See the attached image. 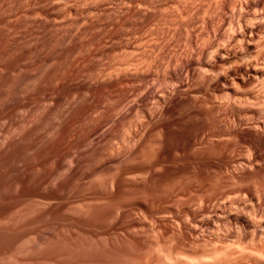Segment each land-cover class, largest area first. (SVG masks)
<instances>
[{"label":"bare ground","instance_id":"obj_1","mask_svg":"<svg viewBox=\"0 0 264 264\" xmlns=\"http://www.w3.org/2000/svg\"><path fill=\"white\" fill-rule=\"evenodd\" d=\"M28 11L27 33L1 46L0 116L36 99L52 119L42 135L0 140L13 177L0 183V264H264V0ZM40 157L61 162L38 170Z\"/></svg>","mask_w":264,"mask_h":264},{"label":"rangeland","instance_id":"obj_2","mask_svg":"<svg viewBox=\"0 0 264 264\" xmlns=\"http://www.w3.org/2000/svg\"><path fill=\"white\" fill-rule=\"evenodd\" d=\"M7 1H8V2H6V0H5V1L2 0V2L0 1V3L2 4V6L0 7V8H1V9H0V16L2 15L1 18H0V20H1V21H4V20L6 21V22H5V21H4V22H0V26H1L0 29L3 27V28L1 29L2 31H0V32H1V33H0V44H1V42H2V44L0 45V54H2L1 51L3 52V50H5V51H6V50H9V49H10L9 46L14 45V43H12V45H9V46H8V44H10L11 42H13V41H12V38H13V37H14L15 40H16L17 38H19V37H17V36H20V35L23 34V33H24V34L27 33V32H26V31H27L26 29L29 28V26H27L26 24L31 20V19H30V16H31V15H30V13H28V12H29L28 9L31 8V6L35 4V1H36V0H35V1L32 0V2H31V0H22L23 3H22V1H20L22 4L19 2V0H14L15 2H13L12 0H7ZM11 1H12V4H10ZM26 1H27L28 4L26 3ZM33 1H34V4H33ZM3 3H4L5 5H4ZM7 3H8V4H7ZM15 3H16V4H15ZM18 3H19V5H18ZM6 4H7V6H6ZM25 4H27V5H25ZM8 5H9L10 7H9ZM12 5H13V6H12ZM22 5H24V6H22ZM29 5H30V7H29ZM19 6H21V7H19ZM7 7H8V8H7ZM14 7H15V9L13 10ZM16 7L18 8L17 10H16ZM24 7H25V8H24ZM27 7H29V8H27ZM3 8H6L7 10H6V9H3ZM20 8H22V9H20ZM2 9H3V10H2ZM8 9H10V10H8ZM19 9H20V10H19ZM24 9H26V10H24ZM12 10H13V11H12ZM1 11H2V12H1ZM3 11H6V12H3ZM8 11H9V12H8ZM10 11H12V12H10ZM17 11H18L19 13H18ZM15 12H16V13H15ZM23 12H24L25 15H27V16H25V15L23 16V15H22V14H24ZM1 13H2V14H1ZM3 13H5V15H4ZM8 13H9V16H8ZM12 13L15 14V15H13ZM21 13H22V14H21ZM17 14H18V15H17ZM29 15H30V16H29ZM12 16H13V17H12ZM14 16H15V18H14ZM18 16H19V17L23 16V17H21V18L19 19ZM28 16H29V17H28ZM2 17H3V18H2ZM31 17H32V16H31ZM9 19H10V20H9ZM12 19H13V21H12ZM15 19H16L17 21H16ZM22 19L24 20V22H23ZM26 19H27V22H26ZM21 20H22L23 24H22ZM10 21H12V22H10ZM15 21H16V22H15ZM20 22H21V23H20ZM25 22H26V23H25ZM6 23H7V24H6ZM10 23H11V24H10ZM17 23H19V25H18ZM8 24H9V25H8ZM20 24H21L22 26H21ZM4 25H5V26H4ZM10 25H11V26H10ZM16 25H17V26H16ZM28 25H29V24H28ZM9 26H10V27H9ZM16 27H17V28H16ZM18 27H20V28H18ZM25 27H27V28H25ZM5 28H6V29H8V28H12L13 31H12L11 29L8 30V31H5V30H6ZM14 28H16L17 31H16ZM23 28H24V29H23ZM22 29H23V30H22ZM19 30H20V31L22 30V31L20 32ZM24 30H25V31H24ZM23 31H24V32H23ZM6 32H9V33L6 34V35H4ZM10 32H13V33H10ZM19 32H20V33H19ZM22 32H23V33H22ZM16 33H17V34H16ZM11 34H12V35L15 34V35L12 36ZM6 36H7V37H6ZM15 36H16V37H15ZM2 37H3V38H2ZM5 37H6V38H5ZM10 37H11V38H10ZM1 38H2V39H1ZM14 38H13V40H14ZM6 39H8V40H6ZM1 40H2V41H1ZM9 41H10V42H9ZM16 41H17V40H16ZM14 42H15V41H14ZM7 43H8V44H7ZM5 44H7V45H5ZM1 46H2V49H3V50L1 49ZM3 46L8 47V48H7V49H6V48H3ZM93 48H95V47H91L92 50H94ZM91 49H90V50H91ZM5 51H4V52H5ZM4 52H3V53H4ZM84 54H85V53H84ZM87 54H88V52L86 53V55H83V54H82L81 56H82V57H83V56H84V57H85V56H88ZM1 56H2V55H0V58H1ZM93 60H94V59H93ZM96 61H97V60H96ZM224 96H225V95H224ZM224 96H220V97H224ZM111 100H112V101H110V103H111V102L114 103V102H115L114 100H116V99H114V100L111 99ZM34 101H35V102H34ZM113 101H114V102H113ZM37 102H39V101H38V100L36 101V99L33 100V102H32L33 104L31 103L29 106H27V107H23L22 110L20 109V110L18 111L19 114H17V112L14 113L15 116H14V114H10L11 116H10L9 114H7V115H9L10 117H8L7 115H6V116H4V115H3V116H0V118L2 117V118L0 119V121H3V122H0L1 124L3 123L2 125L0 124V125H1V126H0V128H1V129H0V130H1L0 135L2 136V137H0V138H1L0 140H1V141H2V140L5 141L4 139H6L7 141H9V139H10V141L15 140V139L18 140V139H20V137H21V138H22V137H26V135L28 136L29 134H33V135H35L34 133H36L35 136H37V135H42L43 132H46V131L49 129V128H47V127H50L51 121H50L49 118H51L52 115H51V117H50V114H51V113L48 111V107H46V108H47V111H46V108H44V109L42 108V109H41V107H40V102H39V103H37ZM29 107H30L32 110H31ZM35 107H36V108H35ZM25 108H27V109H25ZM23 109H25V110L23 111ZM33 109H35V110H33ZM39 109H41L42 111L40 110V111L38 112ZM28 110H29V111H28ZM32 111H33V112H32ZM27 112H29V114H28ZM35 112H36V113H35ZM40 112L42 113V115H41ZM32 113H33V114H32ZM43 113H45V114L43 115ZM20 114H21V115H20ZM24 114H26L28 117H27L26 115H24ZM31 114H32V115H31ZM36 114H37V116H36ZM93 114H94V113H93ZM93 114L91 113L92 117L94 116ZM16 115H17V116H16ZM18 115H20V116H18ZM24 116H25V117H24ZM38 116H39V117H38ZM40 116H41L43 119L40 118ZM44 116H45V119H48V120H45V119H44ZM46 116H47L48 118H46ZM7 117H8V118H7ZM21 117H23L24 119H22ZM30 117H32V118H30ZM10 118H11V119H10ZM13 118H14L15 120H14ZM17 118H18V119H17ZM26 118H27V119H26ZM28 118H29V119H28ZM33 118H34V119H33ZM35 118H36V119H35ZM39 118H40V119H39ZM2 119H3V120H2ZM4 119H5V121H6V123H7L8 125H7L6 123H4ZM6 119H7V120H6ZM32 119H33L34 121H33ZM41 119H42V120H41ZM51 119H52V118H51ZM80 119H83V118H78V119L72 120L71 125H73V127L71 126L72 129H70V131L67 132V134H68L67 136H71V135H73L74 138H77V136L79 137L80 135L83 134L82 132H84V131H81V129H82V128H85V127H83V126H86V124H87L86 122H88V121H86L87 119H85V124H84V121H83V120H80ZM10 120H11V121L13 120V121L11 122ZM16 120H17V122H16ZM18 120H21V121L18 122ZM22 120H24V121H22ZM27 120H28V121H27ZM29 120H31V121H29ZM38 120H40L41 123H40ZM8 121H9V122H8ZM44 121H45V122H44ZM48 121H49V122H48ZM77 121H78V122H77ZM82 121H83V122H82ZM20 122H21V123L23 122V123L21 124ZM27 122H28V124H27ZM34 122H35V123H34ZM37 122H39V123H37ZM42 122H43V123H42ZM16 123H17V124H16ZM25 123H26V125H25ZM30 123H31V124H30ZM36 123H37V124H36ZM44 123H45V124H44ZM49 123H50V124H49ZM79 123H80V125H79ZM10 124H12V125L10 126ZM19 124H21L22 126L19 125ZM33 124H35L36 127H33ZM41 124H42V125H41ZM43 124H44V126H43ZM23 125H25V126H24L25 129H23ZM27 125H28V126H27ZM31 125H32V126H31ZM35 125H34V126H35ZM37 125H38L39 127H38ZM77 125H78V127H77ZM4 126H5L6 128H8V130L10 129L9 132H8L7 129H5ZM7 126H8V127H7ZM13 126H15V127H13ZM19 126H20V127H19ZM45 126H46V127H45ZM26 127H29V128H26ZM42 127H44V129H43ZM74 127H75V128H74ZM18 128H19V130H18ZM20 128H21V129H20ZM34 128H36V129H38V130L36 131V129H34ZM45 128H46V131H45ZM79 128H80V129H79ZM32 129L34 130V131H33L34 133L32 132ZM4 130H6L7 133H6V131H4ZM13 130H14V131H13ZM15 130H17V131H16L17 134H16ZM40 130L42 131V133H41ZM72 130H73V131H72ZM75 130H76V131H75ZM11 131H12V132H11ZM19 131H20V132H19ZM27 131H28V132L30 131V132L28 133ZM71 131H72V132H71ZM74 131H75V132H74ZM79 131H80L81 134L77 133V132H79ZM2 132H3V134H5V135L1 134ZM13 132H15V133H13ZM24 132H26V133H24ZM38 132H39V133H38ZM70 132H71V134L69 135ZM9 133H11L12 136H11V134H9ZM19 133H20V134H19ZM21 133H22V134H21ZM23 133H24V135H23ZM61 134H62V133H60V136H61V137H59V134H58L57 136H56V135H54V136H56L55 138L59 137L60 140H62V141L65 140V139L67 140L68 138H69V140H72V139L74 140V138H73L72 136H71L72 139H71L70 137H66V133H63L65 136H64L63 134H62V135H61ZM75 134H77V136H76ZM78 134H79V135H78ZM6 135H8L9 137L6 136ZM18 135H19L20 137H19ZM21 135H22V136H21ZM33 135H31V136H33ZM3 136H4V137H3ZM17 136H18V137H17ZM29 136H30V135H29ZM29 136H28V138H29ZM63 136L66 137V138L62 139ZM12 137H13V139H12ZM8 138H9V139H8ZM66 140H65L63 143H67V142H69V140H68L67 142H66ZM244 147H245V146H242V147H241L242 149L239 148V150H240L241 153H246V152H247V151L244 152V150L246 149V147H245V148H244ZM65 149H66V150H69V151H70V150L73 151L72 148L69 149V147H66V146H65ZM242 150H243V151H242ZM246 150H247V149H246ZM64 152H65V150H64ZM70 152H71V151H70ZM73 152H75V151H73ZM73 152H72V154H73ZM67 153H68V151H67ZM238 153H239V152H238ZM68 154H69V153H68ZM70 154H71V153H70ZM246 154H247V153H246ZM246 154H244V155H246ZM55 159H56V160H55ZM55 159H54V160H55L54 162H53V161H52V162H48V161L46 162V161H41V160H43L42 157H40V159L37 158V159H36L37 161L34 160V162H35L34 165H37V166H34V168L36 167V169L40 170V167H41V166H44V168H46V167H48V165H49V167H51V164H52V163H54V164L57 163V164H55V165L59 166V164H58V160H59L60 158H59V159H58V158H55ZM57 159H58V160H57ZM60 160H61V159H60ZM60 160H59V162H61ZM56 161H57V162H56ZM37 163H38V164H37ZM46 163H47V166L45 165ZM48 163H49V164H48ZM54 164H52V167L55 166ZM53 165H54V166H53ZM45 166H46V167H45ZM55 167H56V166H55ZM55 167L53 168L54 170L58 168V167H56V168H55ZM30 169H31V168H30ZM42 169H43V167H41V170H42ZM0 170L4 171L3 174H2L1 171H0V174H2V176L0 175V177L2 178V179L0 178V183L2 182L1 180H3V179H4V180H7L9 177H10L9 180H10V179H13L12 176H9V175H6V176H5V174H6V173H5V170H4L1 166H0ZM29 172H30V171H29ZM4 173H5V174H4ZM4 176H5V177H4ZM3 177H4V178H3ZM6 178H7V179H6ZM10 182H11V180L8 181V183H10ZM3 183H4V182H3ZM3 183H1L2 186H3ZM5 183H7V181H5ZM2 186H1V187H2ZM1 187H0V188H1ZM149 191H151V189H149ZM26 206H27V207H26ZM30 206H31V207H30ZM20 207L23 209V211H22V209H21ZM35 207H36V205H34L33 202H30V203L28 202V203H26V205H25V203H24V205H23V204H22V205H19V207H16L15 211L13 210V211L11 212L12 214H13L14 212H15L16 214L14 213L13 215H10V214H11V213H10V214L8 215V217H9V219L12 218V219H13V222H14V219H15V221H16V219L19 218V216H21V214L24 212V210H28V211H29V209H30V210H33V208H35ZM19 208H20V209H19ZM25 208H26V209H25ZM18 211H20V213H19ZM17 212H18V213H17ZM17 214H18V215H17ZM11 216H12V217H11ZM13 216H14V217H13ZM17 216H18V217H17ZM8 217H7V218H8ZM10 217H11V218H10ZM9 219H8V220H9ZM12 219L10 220V222L12 221ZM5 220H6V219H5ZM5 220L2 221L3 224H4L5 222L8 221V220H6V221H5ZM10 222H9L7 225H9V224L11 225L12 222H11V223H10ZM5 224H6V223H5ZM133 250H134V251H133ZM132 251L134 252V254L131 253ZM132 251H130V253H129L130 256L132 255V258H134V259H138V258H139V254H138V252L135 251V249H132ZM43 253H44V252H43ZM45 253H47V254L50 255V254L53 253V252H52V251H49V252H48V251H47V252L45 251ZM137 254H138V255H137ZM54 256H55V255H54ZM137 256H138V258H137ZM51 257H52V255H51ZM74 257H75V256H72L71 259L73 260V262H76V261H74V259H75L76 257H75V258H74ZM17 258H18V259H17ZM17 258L12 257V258H11L12 260H9V262H8V263H5V264H28V263H29V264H30V263H31V264H45V263H46V264H51V262H50V263H48V262H45V263H44V262L40 261L39 259H37L36 257H32V259H36V260L34 261L35 263H33V260H32V261L29 260L30 258H28V260H26L27 263L24 262L25 259H22V258H19V257H17ZM73 258H74V259H73ZM19 259H20V260H19ZM21 259L24 260V261H22ZM71 259H70V262H71ZM76 259H77V258H76ZM76 259H75V260H76ZM37 260L40 261V262H42V263L38 262ZM63 261H65V260L63 259ZM67 261H69V260H67ZM134 261H135V260H134ZM36 262H38V263H36ZM60 262H61V259H60ZM65 262H66V261H65ZM77 262H78V259H77ZM81 262H83V261H81ZM137 262H138V261H137ZM137 262L135 261V263H137ZM53 263H54V262H53ZM61 263H62V262H61ZM55 264H56V263H55ZM137 264H138V263H137Z\"/></svg>","mask_w":264,"mask_h":264}]
</instances>
